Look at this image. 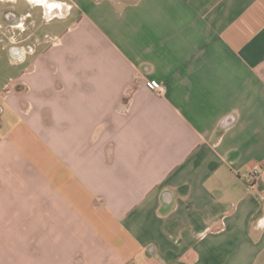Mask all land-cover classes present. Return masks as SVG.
<instances>
[{"label":"crops","instance_id":"1","mask_svg":"<svg viewBox=\"0 0 264 264\" xmlns=\"http://www.w3.org/2000/svg\"><path fill=\"white\" fill-rule=\"evenodd\" d=\"M0 264H264V0H0Z\"/></svg>","mask_w":264,"mask_h":264},{"label":"built area","instance_id":"2","mask_svg":"<svg viewBox=\"0 0 264 264\" xmlns=\"http://www.w3.org/2000/svg\"><path fill=\"white\" fill-rule=\"evenodd\" d=\"M261 176V169L256 168L253 171H251L250 174L247 175L246 180L248 181L249 185H254Z\"/></svg>","mask_w":264,"mask_h":264}]
</instances>
